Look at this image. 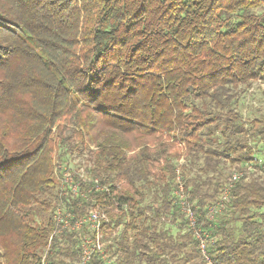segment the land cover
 Returning <instances> with one entry per match:
<instances>
[{"label":"trees","instance_id":"obj_1","mask_svg":"<svg viewBox=\"0 0 264 264\" xmlns=\"http://www.w3.org/2000/svg\"><path fill=\"white\" fill-rule=\"evenodd\" d=\"M257 80L264 0H0V264H40L59 201L106 211L109 264H204L177 176L215 264H264V115L242 103ZM53 245L47 264H71L78 234Z\"/></svg>","mask_w":264,"mask_h":264},{"label":"built area","instance_id":"obj_2","mask_svg":"<svg viewBox=\"0 0 264 264\" xmlns=\"http://www.w3.org/2000/svg\"><path fill=\"white\" fill-rule=\"evenodd\" d=\"M240 174V173H239ZM239 174H234L233 179L230 180L229 183H226V187L222 191L221 199L216 202L215 204H210L206 206L204 209V219L214 220V217L218 211H220L224 207L223 201L227 199L229 187L233 184V181L238 179ZM64 175L68 176L70 180L69 184L63 182L61 192H64L66 195L70 193L71 195L78 194L80 181H76L73 179L72 175L63 172L62 175H59V180L65 179ZM80 175V174H79ZM95 189H100L111 194V190L107 185H101L97 179L92 180ZM60 192V193H61ZM175 196H178L179 204L181 206V211L184 213L186 218V222L189 225V229L194 234L195 238L198 240V249L201 254V257L204 261V264H215V262L211 259L210 255L207 252L206 244V233H204L201 229V224L198 226V216L196 211H193L191 204L189 201L185 199L184 196V186L183 182L181 181L180 177L177 176V185L176 188L173 190ZM81 196L84 197V192L81 193ZM177 198V197H176ZM52 220L54 222V229L51 231L48 240V248L44 251L43 255L41 256L40 264H47L46 262V255L50 244L53 243V237L56 235L67 231L73 232L78 234L79 245H78V253L79 259L77 264H90L92 260V256L97 253L102 260H104L107 264L111 262V259L108 256L104 248L103 242V224L108 221V216L106 211L95 204L94 206H89L86 208L82 215L76 217L75 214L65 206L56 207L53 212Z\"/></svg>","mask_w":264,"mask_h":264},{"label":"rangeland","instance_id":"obj_3","mask_svg":"<svg viewBox=\"0 0 264 264\" xmlns=\"http://www.w3.org/2000/svg\"><path fill=\"white\" fill-rule=\"evenodd\" d=\"M263 88H264V83L257 80L256 82L253 83L252 87L248 90V92L243 96L242 103H243L244 115H246V116H248V115H250V116L264 115V93H263ZM180 146H182V145H180ZM178 149H179V153L182 154V156L179 157V159L177 161V164L182 165L183 163H185V158H184V152L185 151H184V149L182 151L179 146H178ZM78 162L82 165L83 160L77 158L75 160V163H78ZM81 165L74 166V168L70 169V170L65 169V173H68V174L72 175V177H73L74 174L78 173V175L80 174L82 179H85L86 177H85V175L83 173L84 172L83 171V166H81ZM235 173L239 174V173H241V171H237V170L234 171L230 175V178H228V179L229 180L233 179V175ZM64 177L65 178L67 177V180H65V179H62V180L60 179L59 180V178H58V186L61 187V188H62L63 182H66L67 184H69V182H70V180L68 179L67 175H64ZM73 179L75 180L74 177H73ZM61 194L66 195L64 192H61ZM59 206L67 207V204H64L63 201L55 202L52 205V208H51V211L49 212V215L53 216L54 210L56 209V207H59ZM117 230H118V227H116L115 229H110V231H111L110 234H106V235H108V236L114 235ZM103 237H105V233H103ZM106 238H107V236H106ZM52 245H53V243L50 244V248H52L54 246V245L53 246ZM58 245L60 246V244H58ZM46 249L47 248H45V250ZM43 253L41 254V256L43 255ZM199 254H200V252H199ZM78 259H79V253L76 256L75 260L73 262H71V264H77ZM112 264H116V263L113 261Z\"/></svg>","mask_w":264,"mask_h":264}]
</instances>
